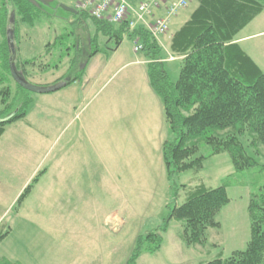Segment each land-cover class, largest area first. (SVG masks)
Listing matches in <instances>:
<instances>
[{"label": "rangeland", "instance_id": "374dc122", "mask_svg": "<svg viewBox=\"0 0 264 264\" xmlns=\"http://www.w3.org/2000/svg\"><path fill=\"white\" fill-rule=\"evenodd\" d=\"M49 1L50 6L43 7L49 15L42 13L33 25L14 20L13 64L23 69V75L3 62L0 33V117L15 112L24 97L31 99L25 115L6 123L0 133V156L5 167H20L10 160L14 155H33L30 164H23L25 179L31 166L37 167L29 180L12 179L11 169L1 171L0 180H7L11 188L24 180L25 184L13 202L0 195V234H4L0 261L127 264L137 238L154 230L161 235L159 248L140 251L132 264H200L244 249L250 237L249 197L264 186V147H251L247 136L241 137L258 164L237 171L226 151L213 153L209 144L200 143L196 155L204 156L202 166L168 179L161 145L171 133L161 99L148 82L143 52L134 51L133 39L125 34L112 49L113 38L96 34L87 13L81 24L76 20L68 24L79 15L61 5L75 8L81 0ZM197 2L190 0L179 9L169 19L168 30L156 39L172 81L179 62L169 49V38ZM81 29L89 40L96 39L92 48L98 51L91 56L89 47L77 56L73 47L65 49ZM260 31H264V9L237 36ZM66 32L69 35L60 43ZM239 46L264 73V32ZM13 71L37 87L76 78L40 93L17 86ZM69 104L72 110L66 109ZM14 134L20 137L18 151L11 149ZM68 142L74 145L71 161L64 159L69 152L53 160ZM80 143L82 148L76 146ZM66 169L70 177H65ZM220 185L229 200L215 216L219 225L208 227L200 242L186 243L182 220L168 219L170 208L183 203L198 186Z\"/></svg>", "mask_w": 264, "mask_h": 264}, {"label": "trees", "instance_id": "16d2710c", "mask_svg": "<svg viewBox=\"0 0 264 264\" xmlns=\"http://www.w3.org/2000/svg\"><path fill=\"white\" fill-rule=\"evenodd\" d=\"M263 9L264 0H198L188 19L170 37L169 49L180 57L175 81L163 67L160 44L144 26L130 30L126 24L114 26L82 12L93 21L96 34L108 36V40L113 38L112 49L121 42L124 34L131 39L137 38L141 43V51L147 60L148 81L161 99L171 133V139L161 145L168 179L180 171L202 166L204 156L196 155L200 143L209 144L213 153L226 151L237 171L258 164L246 151L241 137L247 136L251 147L257 144L264 147V73L239 46L235 37ZM42 13L31 0H0V33L6 66L20 72L23 70L13 64V53L7 44L10 20L18 18L33 25ZM82 17L76 23L81 24ZM12 26L15 34L14 23ZM64 35H61L60 43ZM94 40H89V56L98 51L96 47L92 48ZM73 63H76V58ZM75 78L65 80L66 84ZM54 84L57 83L43 87ZM6 94L8 89L3 90V103ZM30 101L29 97H24L15 112L0 117V133L6 123L25 115ZM219 132L226 134L220 136ZM176 189H173V194ZM228 200L223 185L214 188L198 186L183 203L170 208L168 219L182 220L186 243H197L203 239L208 227L219 225L215 216ZM247 209L250 237L244 249L234 250L226 258L216 257L200 264H264V186L250 195ZM3 235L0 234V239ZM160 242L161 235L157 230L139 236L127 264L134 263L142 250L158 249ZM0 264L15 263L0 261Z\"/></svg>", "mask_w": 264, "mask_h": 264}, {"label": "built area", "instance_id": "2783aa9c", "mask_svg": "<svg viewBox=\"0 0 264 264\" xmlns=\"http://www.w3.org/2000/svg\"><path fill=\"white\" fill-rule=\"evenodd\" d=\"M81 0L77 9L97 20L111 24H126L132 30L144 26L157 39L168 30L169 19L190 0ZM157 12H161L157 14ZM133 50H141V43L133 39Z\"/></svg>", "mask_w": 264, "mask_h": 264}, {"label": "crops", "instance_id": "0c3cea01", "mask_svg": "<svg viewBox=\"0 0 264 264\" xmlns=\"http://www.w3.org/2000/svg\"><path fill=\"white\" fill-rule=\"evenodd\" d=\"M194 9V8H193ZM193 11V10H192ZM191 11V12H192ZM190 12V13H191ZM161 12H157V14H160ZM190 15V14H189ZM189 15L186 17V19L183 21V23L188 19V17H189ZM174 19H179V16L178 17H176V18H174ZM182 23V24H183ZM181 24V25H182ZM180 25V26H181ZM179 26V27H180ZM177 30V29H176ZM175 30V31H176ZM174 31V32H175ZM173 32V33H174ZM262 32H264V31H260V32H258V33H262ZM172 33V34H173ZM258 33H247V34H243V35H236V41L238 42V43H240V42H242L243 40H245V39H247L248 37H250V36H252V35H254V34H258ZM171 34V35H172ZM171 35H170V37H171ZM169 44H170V38H169ZM176 59L178 60V62L180 63V57L179 56H177L176 57ZM174 60V59H173ZM149 82V81H148ZM55 91V90H54ZM72 105H67L66 106V109L67 108H69V107H71ZM70 110H72V107L71 108H69ZM5 133V132H4ZM14 137L12 138V140H11V149H13V148H16V151H18L19 150V148H20V146L18 147V145H19V139H20V137L18 136V135H16V134H14L13 135ZM31 146H33V145H31ZM76 146H78V147H80V148H82V146H83V143H80V144H76ZM37 147L39 148V145H37ZM72 147H74V145H73V143H71V142H68V146H67V148L66 147H63V153H61V155H58V156H56L53 160H59V158L61 157V156H64V155H66V153L67 152H69V155H68V157L67 158H64L66 161H71V159H72ZM15 157H13L12 159H10L12 162H14V163H16V164H20V167L19 166H16V167H5L4 165V163H5V161H3V158L0 156V177L2 178L3 176L1 175V171H7L8 169H11V178L12 179H25V170H24V167H23V164L24 163H28V164H30V162H31V160L33 159L32 158V156L33 155H29L27 158H25L23 155H19V154H16V155H14ZM36 169H37V167H34V166H31V171L30 172H28L27 173V175H26V177H27V179H25V180H29L30 179V177L32 176V174L33 173H35L36 172ZM66 174V176L65 177H70L71 176V172H70V170H65V172H64V175ZM4 177H6V176H4ZM25 180L23 181V183L21 184L20 183V185H17L15 188H11L10 187V185H9V182L7 181V180H4V181H1L0 180V195L1 194H4L5 196H10V198H11V201L13 202L14 200H15V198H16V196H18V194H19V191H21L22 190V188H23V186H24V184H25Z\"/></svg>", "mask_w": 264, "mask_h": 264}, {"label": "flooded vegetation", "instance_id": "af4514ba", "mask_svg": "<svg viewBox=\"0 0 264 264\" xmlns=\"http://www.w3.org/2000/svg\"><path fill=\"white\" fill-rule=\"evenodd\" d=\"M37 3H38V6L37 7H39L41 10H42V12L44 13V14H46V15H49L46 11H45V9L43 8L44 6H50V1L49 0H35ZM75 9H76V13H73L74 15H76V16H78V17H76L75 19H73V20H67L66 22L68 23V24H71V23H73L74 22V20H77L78 21V19H79V17H82V11H80L79 9H77L76 7H75ZM72 13V12H71ZM64 19V18H63ZM69 34L66 32L65 33V35H64V37H66L67 38V36H68ZM76 38H74V41H72L69 45H66L65 44V49H67V48H69L70 49V47H73V50H74V53H76L75 55L77 56V54H82V51L83 50H86V49H88V47H89V38H88V36H87V33L85 32V30H83V29H81L80 30V32L77 34V36H75ZM61 41H62V39H61ZM12 53V52H11ZM80 57V56H79ZM14 78H15V80H16V84H20L19 83V81H22L20 78H21V75L19 76V75H17L16 73H14ZM18 79H19V81H18Z\"/></svg>", "mask_w": 264, "mask_h": 264}, {"label": "water", "instance_id": "95a60500", "mask_svg": "<svg viewBox=\"0 0 264 264\" xmlns=\"http://www.w3.org/2000/svg\"><path fill=\"white\" fill-rule=\"evenodd\" d=\"M31 2L33 4H35L36 6H38V3L35 1V0H31ZM62 8H64L65 10L69 11V12H72V13H76V9L73 8V7H69V6H65V5H61ZM13 23H14V18H12L10 20V24L7 28V44L8 46L10 47L11 49V52L13 53V36H14V28H13ZM13 73H15L13 71ZM22 81H19L20 85L23 86L24 88L28 89V90H32V91H37V92H40V93H47V92H51V91H54V90H57L59 88H61L62 86H64L66 84V82H61L59 84H54L52 86H45V87H37V86H33L31 84H28L26 83L25 81H23L22 77L20 78Z\"/></svg>", "mask_w": 264, "mask_h": 264}]
</instances>
